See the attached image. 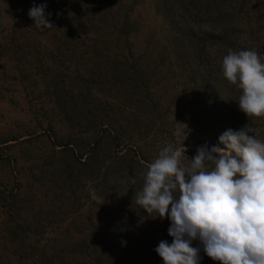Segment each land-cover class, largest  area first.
Listing matches in <instances>:
<instances>
[{
  "label": "rangeland",
  "instance_id": "obj_1",
  "mask_svg": "<svg viewBox=\"0 0 264 264\" xmlns=\"http://www.w3.org/2000/svg\"><path fill=\"white\" fill-rule=\"evenodd\" d=\"M182 3L0 0V264H153L164 222L135 193L159 152L184 145L187 168L246 124L264 142L217 48L189 47L206 18ZM40 4L50 29L28 15Z\"/></svg>",
  "mask_w": 264,
  "mask_h": 264
},
{
  "label": "clouds",
  "instance_id": "obj_2",
  "mask_svg": "<svg viewBox=\"0 0 264 264\" xmlns=\"http://www.w3.org/2000/svg\"><path fill=\"white\" fill-rule=\"evenodd\" d=\"M46 4L28 12L37 28L50 29ZM224 77L242 90L239 109L264 117V60L255 50L231 49L222 61ZM246 124L219 136L224 147L204 145L181 164L184 145L164 147L144 174L136 202L149 215L171 221V244L162 240L155 251L164 264H199L204 252L220 264H264V142ZM135 180L133 179V183Z\"/></svg>",
  "mask_w": 264,
  "mask_h": 264
},
{
  "label": "trees",
  "instance_id": "obj_3",
  "mask_svg": "<svg viewBox=\"0 0 264 264\" xmlns=\"http://www.w3.org/2000/svg\"><path fill=\"white\" fill-rule=\"evenodd\" d=\"M183 1L184 4L182 3V5L184 7L187 9H197V11L201 12L202 16L206 18L207 32L204 34L202 42L196 40V36L190 29L189 32L186 33L191 34V37L189 38V47H191L198 59H200L199 53L203 52L207 47H216V52L218 55H221V61H223L224 56L228 54L229 49L235 52H239L241 50H255L257 52H261L262 54L264 53V0H253V2L252 0ZM110 9L111 7L108 9L110 14H107V16H104L106 13L101 12L103 16L101 20L107 21L109 19L108 17L112 13V10ZM81 18L80 14H75V16H73L72 23L77 22L80 24V21H82ZM241 41H244V44L241 43ZM242 44L244 46H241ZM203 62L204 61L200 63ZM235 88L238 89L239 93H242V90L237 86H235ZM232 90L234 91V88H232ZM236 124L241 125L242 122H236ZM94 145L98 146L99 141L96 140L93 144H91L93 148H95ZM75 155L74 159L76 158ZM132 158L136 159L137 156L133 154ZM75 160L77 161L78 159L76 158ZM135 163L139 165L137 161ZM143 168L146 169L145 166H143ZM159 219L163 221L164 224L159 226L161 227V230L157 233V240L149 246V254L152 255L154 261L153 264H164L162 258L155 251L158 244L162 240L167 241L169 244L173 241V238L168 235V229L171 221L167 217L164 219L159 217ZM191 246L198 247L200 249L199 256L201 259L199 260V264H220L219 261L213 260L207 256L199 240H193ZM130 249L133 251L138 249V243L134 242L133 245L130 246Z\"/></svg>",
  "mask_w": 264,
  "mask_h": 264
}]
</instances>
